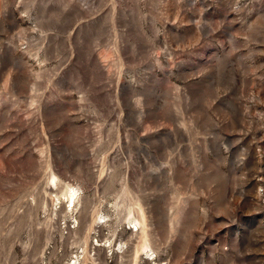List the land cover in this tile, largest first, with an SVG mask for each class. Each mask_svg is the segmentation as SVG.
I'll list each match as a JSON object with an SVG mask.
<instances>
[{
    "label": "rangeland",
    "instance_id": "obj_1",
    "mask_svg": "<svg viewBox=\"0 0 264 264\" xmlns=\"http://www.w3.org/2000/svg\"><path fill=\"white\" fill-rule=\"evenodd\" d=\"M0 264H264V0H0Z\"/></svg>",
    "mask_w": 264,
    "mask_h": 264
}]
</instances>
